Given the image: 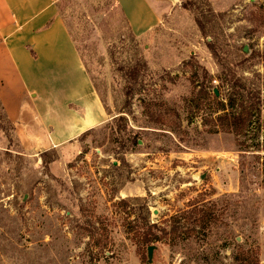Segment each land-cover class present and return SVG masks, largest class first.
<instances>
[{
    "label": "rangeland",
    "instance_id": "obj_1",
    "mask_svg": "<svg viewBox=\"0 0 264 264\" xmlns=\"http://www.w3.org/2000/svg\"><path fill=\"white\" fill-rule=\"evenodd\" d=\"M54 1L107 114L53 152L41 119L9 125L0 107V264H148L151 245V264H264V0H176L142 36L115 0ZM137 61L126 106L121 70ZM235 81L261 102L260 130L251 113L240 136L215 127ZM193 207L205 222L141 243L146 217L168 229Z\"/></svg>",
    "mask_w": 264,
    "mask_h": 264
},
{
    "label": "crops",
    "instance_id": "obj_2",
    "mask_svg": "<svg viewBox=\"0 0 264 264\" xmlns=\"http://www.w3.org/2000/svg\"><path fill=\"white\" fill-rule=\"evenodd\" d=\"M175 1L115 0L135 36L160 26ZM82 65L54 0H0V107L10 124L41 119L53 150L99 124L107 113Z\"/></svg>",
    "mask_w": 264,
    "mask_h": 264
},
{
    "label": "trees",
    "instance_id": "obj_3",
    "mask_svg": "<svg viewBox=\"0 0 264 264\" xmlns=\"http://www.w3.org/2000/svg\"><path fill=\"white\" fill-rule=\"evenodd\" d=\"M125 19V18H124ZM126 21V19H125ZM127 23V21H126ZM64 24L66 26V29L68 31V34L70 35L72 41L75 43V40L73 39L71 33L69 32L67 25L64 21ZM198 24V22H197ZM128 25V24H127ZM129 27V26H128ZM130 29V28H129ZM209 49L211 50V52L214 54L213 52V47L212 45H209ZM77 50V47H76ZM78 51V50H77ZM80 59L84 64V61L82 59V57L80 56ZM146 70V64L144 62L141 61H137L136 63H134V65H130L125 69H122L121 71L124 74L125 79H127L128 81V85L125 87L124 89V97H125V105H129V102L131 101V97L134 93V86H136L138 84L140 75L143 74V72ZM232 90H234L233 95L228 98L227 102H220L218 99L217 100V105L219 106L217 112H222L221 114H219L216 118L215 121L217 122V125H215V127L217 129H221L226 133H231L234 134L236 136H240L243 135L248 129H249V125L246 123V120L249 119L251 117V113H254L256 116V126H255V130L258 131L261 128V102H260V96L257 93L254 92V89H251L249 86L247 87L246 84L241 83L240 81H235L232 85H231ZM98 94V93H97ZM249 96L251 99H253L252 101H250L249 103L245 101V97ZM98 97L101 101V103L104 106V103L101 99V97L98 94ZM245 103V104H244ZM248 104V105H247ZM104 109L106 111V108L104 106ZM2 117L3 119L9 124L10 122L8 121V119L6 118L4 112L2 111ZM107 112V111H106ZM119 121L123 122L124 119L122 117L118 118ZM125 128L124 126H119L118 127V131L121 132L122 129ZM215 130L214 132H217L218 130ZM130 146L134 147L137 145V140L136 138H131L129 141ZM120 147L121 150L124 151V153H126L125 151H128L126 148L127 146H125V144H123V142L120 143ZM53 151L54 150H50ZM47 152L42 153L46 154ZM42 162L45 163V160L42 158ZM146 209L147 215H149L148 209ZM200 215L199 217V222H205L206 220V215L203 212V210H200L196 207H193L189 210H184L182 212H180L179 216L175 215V216H171L166 223H168V229L166 228H160L157 227L155 224H148V218L146 217L145 220V228H146V233L143 235V238L141 239V243L145 246H149L155 242H157L159 240L158 237H156L155 235H151V231L152 230H156L159 233H161L163 235V238H167V237H174L176 234H179L182 228H181V221L182 220H186L189 218L193 217L195 219L196 222V216ZM179 237V236H178ZM251 264H258V260L257 258H255V260H253L251 262Z\"/></svg>",
    "mask_w": 264,
    "mask_h": 264
},
{
    "label": "water",
    "instance_id": "obj_4",
    "mask_svg": "<svg viewBox=\"0 0 264 264\" xmlns=\"http://www.w3.org/2000/svg\"><path fill=\"white\" fill-rule=\"evenodd\" d=\"M169 1H172L174 2V0H169ZM176 2V1H175ZM215 94H217L215 91H214ZM155 213V212H154ZM154 249H155V246L151 245L147 248V263L148 264H151L152 263V257H153V252H154Z\"/></svg>",
    "mask_w": 264,
    "mask_h": 264
}]
</instances>
